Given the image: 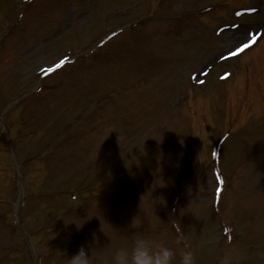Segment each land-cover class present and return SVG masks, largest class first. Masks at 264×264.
Masks as SVG:
<instances>
[{
  "label": "rangeland",
  "instance_id": "1",
  "mask_svg": "<svg viewBox=\"0 0 264 264\" xmlns=\"http://www.w3.org/2000/svg\"><path fill=\"white\" fill-rule=\"evenodd\" d=\"M0 34V264H264V0H0Z\"/></svg>",
  "mask_w": 264,
  "mask_h": 264
},
{
  "label": "clouds",
  "instance_id": "2",
  "mask_svg": "<svg viewBox=\"0 0 264 264\" xmlns=\"http://www.w3.org/2000/svg\"><path fill=\"white\" fill-rule=\"evenodd\" d=\"M179 232V229L177 228ZM180 235L177 240H181ZM171 250L164 246L155 249L150 248L148 242L142 236H135L131 249H117L114 255L115 264H170ZM233 256L226 251L220 264H232ZM68 264H89V256L83 245H80L69 258ZM180 264H194L193 252L184 250Z\"/></svg>",
  "mask_w": 264,
  "mask_h": 264
},
{
  "label": "snow or ice",
  "instance_id": "3",
  "mask_svg": "<svg viewBox=\"0 0 264 264\" xmlns=\"http://www.w3.org/2000/svg\"><path fill=\"white\" fill-rule=\"evenodd\" d=\"M249 11H252V9H249ZM239 15V13H237ZM257 35H259L258 33H249L248 36L250 38L246 39L245 43H241L238 47L235 48L234 51H231L228 53V55H236L240 52H242L244 49L248 48L251 44H253L257 38ZM224 58V57H222ZM67 58H65L64 60L59 61L58 64L54 65V67H59L61 64H63L65 62ZM53 69L49 68L48 71L51 72ZM228 74L226 73L225 76H227Z\"/></svg>",
  "mask_w": 264,
  "mask_h": 264
}]
</instances>
